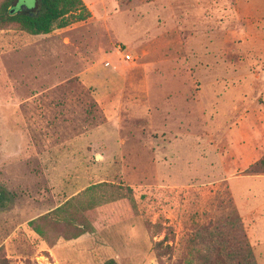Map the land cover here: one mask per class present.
Segmentation results:
<instances>
[{"label": "rangeland", "instance_id": "rangeland-1", "mask_svg": "<svg viewBox=\"0 0 264 264\" xmlns=\"http://www.w3.org/2000/svg\"><path fill=\"white\" fill-rule=\"evenodd\" d=\"M82 2L0 29V264H264L230 185L264 174V0Z\"/></svg>", "mask_w": 264, "mask_h": 264}, {"label": "trees", "instance_id": "trees-1", "mask_svg": "<svg viewBox=\"0 0 264 264\" xmlns=\"http://www.w3.org/2000/svg\"><path fill=\"white\" fill-rule=\"evenodd\" d=\"M86 15L87 11L82 0L0 1V29L14 27L33 35L47 34L55 27H63L73 20H83ZM262 163H264V155L250 164L245 171L264 173V169H259ZM33 229L41 234L38 227L33 225ZM217 263L225 264L224 260ZM103 264H116V261L113 258H107ZM236 264H255L247 242H245L243 254Z\"/></svg>", "mask_w": 264, "mask_h": 264}, {"label": "crops", "instance_id": "crops-1", "mask_svg": "<svg viewBox=\"0 0 264 264\" xmlns=\"http://www.w3.org/2000/svg\"><path fill=\"white\" fill-rule=\"evenodd\" d=\"M263 146L264 138L253 140V157L242 163L240 171L244 170L246 166L257 160L264 153ZM230 180V185L233 187L232 191L235 194V201L242 213L243 222L247 228H254V231L260 229V236L264 238V174L243 173L236 175Z\"/></svg>", "mask_w": 264, "mask_h": 264}, {"label": "built area", "instance_id": "built-area-1", "mask_svg": "<svg viewBox=\"0 0 264 264\" xmlns=\"http://www.w3.org/2000/svg\"><path fill=\"white\" fill-rule=\"evenodd\" d=\"M124 57H125V59H129L130 54L129 53H125Z\"/></svg>", "mask_w": 264, "mask_h": 264}, {"label": "water", "instance_id": "water-1", "mask_svg": "<svg viewBox=\"0 0 264 264\" xmlns=\"http://www.w3.org/2000/svg\"><path fill=\"white\" fill-rule=\"evenodd\" d=\"M13 10V9H12Z\"/></svg>", "mask_w": 264, "mask_h": 264}]
</instances>
